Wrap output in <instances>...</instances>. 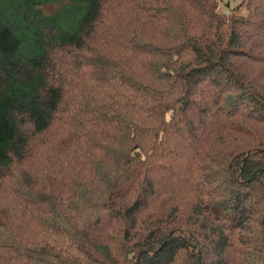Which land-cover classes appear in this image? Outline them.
I'll return each mask as SVG.
<instances>
[{"label":"trees","instance_id":"obj_1","mask_svg":"<svg viewBox=\"0 0 264 264\" xmlns=\"http://www.w3.org/2000/svg\"><path fill=\"white\" fill-rule=\"evenodd\" d=\"M222 1L0 0V264H264V0Z\"/></svg>","mask_w":264,"mask_h":264},{"label":"rangeland","instance_id":"obj_2","mask_svg":"<svg viewBox=\"0 0 264 264\" xmlns=\"http://www.w3.org/2000/svg\"><path fill=\"white\" fill-rule=\"evenodd\" d=\"M226 1H228V7L229 8H225L224 6L226 5L225 3H226ZM242 2H243V0H223L222 1V4H221V6H222V9L223 10H225V11H229V9H233V8H239L240 7V5L242 4ZM240 9V8H239ZM246 11L244 10V9H241L240 10V13H242V14H244ZM31 165L33 166V168L35 169V170H40V166L38 167L37 166V164L34 162V161H32V163H31Z\"/></svg>","mask_w":264,"mask_h":264}]
</instances>
